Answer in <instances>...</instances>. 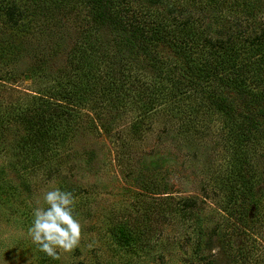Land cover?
I'll use <instances>...</instances> for the list:
<instances>
[{
	"label": "trees",
	"instance_id": "obj_1",
	"mask_svg": "<svg viewBox=\"0 0 264 264\" xmlns=\"http://www.w3.org/2000/svg\"><path fill=\"white\" fill-rule=\"evenodd\" d=\"M0 24H37L61 39L35 56L41 65L32 73L48 72L50 81L1 114L25 130L21 148L31 169L39 164L57 176L62 148L84 125L118 135L126 148L157 134L207 140L222 157L215 175L226 176L222 182L204 183L202 196L175 199L163 179L168 169L151 168L137 191L140 198L151 192V210L146 201L126 218L110 210L109 234L149 257L174 218L198 230L197 262L261 264L264 0H0ZM214 198V210L202 215ZM240 237L245 244L236 247Z\"/></svg>",
	"mask_w": 264,
	"mask_h": 264
},
{
	"label": "rangeland",
	"instance_id": "obj_2",
	"mask_svg": "<svg viewBox=\"0 0 264 264\" xmlns=\"http://www.w3.org/2000/svg\"><path fill=\"white\" fill-rule=\"evenodd\" d=\"M127 1L137 5L147 0ZM60 42V36L43 32L37 24L13 30L0 24V116L18 97L34 93L50 81L48 72L39 76L32 73L36 65L38 68L41 65L35 56L47 48H57ZM12 117H0V264H205L197 262L194 253L198 230L191 228L187 221L178 225L172 218L161 243L145 257L136 256L113 240L108 231V215L112 209H118L119 218L121 214L124 218L130 213L136 215L132 205L140 209L141 201L150 203L145 209L151 210L154 201L151 192L148 198L137 194L146 178L142 175L151 168L168 169L163 179L169 184V195L175 199L202 196L204 183L222 182L226 176H215L223 166L222 157L218 149L212 150L207 140L181 142L172 134H157L147 142L130 140L132 146L126 148L121 140H115L118 135L112 137V132L103 129L99 134L84 125L73 131L75 135L71 134L62 148L61 172L48 176V167L38 164V168L35 165L36 169H31L26 159L27 148H21L20 138L25 130ZM155 125L154 129L159 131L162 125ZM54 187L70 191L76 197V215L82 225L79 247L61 253L55 260L36 250L27 235L32 208L38 201L42 203L45 191ZM208 202L202 215L216 207L215 198ZM125 208L131 212L123 211ZM218 218L219 214L215 219L223 224L221 217ZM242 239L236 240V247L244 246ZM260 240L256 252L264 264V239Z\"/></svg>",
	"mask_w": 264,
	"mask_h": 264
},
{
	"label": "clouds",
	"instance_id": "obj_3",
	"mask_svg": "<svg viewBox=\"0 0 264 264\" xmlns=\"http://www.w3.org/2000/svg\"><path fill=\"white\" fill-rule=\"evenodd\" d=\"M42 203L32 208L27 235L36 250L52 259L79 247L82 225L76 215V197L54 187L42 195ZM91 247V245H89Z\"/></svg>",
	"mask_w": 264,
	"mask_h": 264
}]
</instances>
